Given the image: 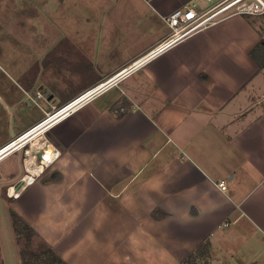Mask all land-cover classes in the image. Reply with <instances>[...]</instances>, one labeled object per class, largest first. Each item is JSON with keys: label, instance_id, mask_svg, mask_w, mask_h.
Listing matches in <instances>:
<instances>
[{"label": "crops", "instance_id": "1", "mask_svg": "<svg viewBox=\"0 0 264 264\" xmlns=\"http://www.w3.org/2000/svg\"><path fill=\"white\" fill-rule=\"evenodd\" d=\"M220 1L95 0L109 19L95 15L97 23L143 20L151 27L146 41L130 31L129 50L119 53L110 43L95 59L80 33L79 51L97 65L91 72L64 69L73 85L68 92L21 72L27 75L21 98L0 96L8 116L18 118L0 148L155 47L171 32L165 18L175 10L195 2L205 11ZM136 4L149 17L117 14ZM249 16L190 35L54 124L44 139L61 156L33 184L19 189L25 158L40 154L35 146L0 161V208L8 223L11 206L67 264H184L204 241L207 264H264V70L249 56L264 40V14ZM103 57H111L109 64ZM38 91L48 108L34 115L26 101ZM223 181L227 192L218 187Z\"/></svg>", "mask_w": 264, "mask_h": 264}, {"label": "rangeland", "instance_id": "2", "mask_svg": "<svg viewBox=\"0 0 264 264\" xmlns=\"http://www.w3.org/2000/svg\"><path fill=\"white\" fill-rule=\"evenodd\" d=\"M94 5L95 0H0V96L21 98L22 89H25L24 79L27 76L24 74V78L20 77L24 70H28V73L35 72L37 76L46 79L50 78L62 92L72 90L73 85L66 79L64 69L71 72H91L97 65L96 60H88L78 49V42L82 43L85 38L83 46L91 51L95 59L104 51L102 47L108 48L110 43L114 50L116 47L120 48L119 53L123 49L129 50L133 40L130 31L142 34V41H146L147 32L149 33L151 28L148 23L142 20L131 24L125 19L114 23L110 20L112 24L97 23L95 15H103L102 20H109L108 13L103 6L96 9ZM122 9L117 11L119 16L130 14L149 17L142 5L136 4L132 8ZM104 30L116 32L117 38L97 37V33ZM80 33L87 34V37L79 41ZM25 42H29V45H22ZM115 42L117 46L113 45ZM138 42L136 37L135 44ZM31 43L35 45L32 46ZM103 58H108L105 64H109L111 57ZM42 101L36 95L26 103L35 115L40 110L38 108H48ZM7 112L0 100V140L1 136L17 123V115L13 120ZM2 208L1 206L0 212L3 211ZM12 209L10 206L11 223H8L3 215L4 211L0 213V264H19L20 249L24 246L23 241L18 242L14 232ZM40 243V240L35 238L33 247L38 249Z\"/></svg>", "mask_w": 264, "mask_h": 264}, {"label": "built area", "instance_id": "3", "mask_svg": "<svg viewBox=\"0 0 264 264\" xmlns=\"http://www.w3.org/2000/svg\"><path fill=\"white\" fill-rule=\"evenodd\" d=\"M207 1L212 2L213 0ZM261 14H264L263 0H222L205 11L198 10L196 3L191 2L190 5L175 10L165 18L166 23L171 28V32L166 38L107 81L87 90L61 108L53 107V111H46L45 117L39 124L0 148V161L19 150L25 149L28 145H30L31 148L33 146L36 147L41 157L38 158L37 155L29 153L25 158L26 173L21 178V186L19 189L22 190L26 188L36 181V178L42 174L45 168L52 165L61 156V151L44 139V134L47 130L58 121L83 108L99 95L117 84L120 78L143 67L190 35L204 30L230 16ZM31 97L32 96L29 95V98ZM37 97L44 98V94L38 91ZM37 139H40L39 145H33V142ZM37 166H40L41 170L33 171L31 167L35 168ZM218 187L222 192H227L226 182L223 181L218 183ZM11 189L12 192L10 196L12 198H17L20 192L17 191L15 187H11ZM11 189H9V191Z\"/></svg>", "mask_w": 264, "mask_h": 264}, {"label": "trees", "instance_id": "4", "mask_svg": "<svg viewBox=\"0 0 264 264\" xmlns=\"http://www.w3.org/2000/svg\"><path fill=\"white\" fill-rule=\"evenodd\" d=\"M249 18V15H246ZM250 58L256 63L259 70H264V40H262L255 48L249 53ZM200 80L207 81L208 76L201 74ZM161 214L166 216L159 210H154V215ZM159 217V216H158ZM11 218L13 221L14 232L18 242L23 241L24 246L20 249V258L22 264H67L54 249L45 244L36 233V231L30 226V224L15 210H11ZM40 240V246L38 249L33 247L34 239ZM210 242H202L195 252L191 253L185 260L184 264H207L210 258Z\"/></svg>", "mask_w": 264, "mask_h": 264}, {"label": "bare ground", "instance_id": "5", "mask_svg": "<svg viewBox=\"0 0 264 264\" xmlns=\"http://www.w3.org/2000/svg\"><path fill=\"white\" fill-rule=\"evenodd\" d=\"M33 171H40L41 170V167L40 166H37L35 168L31 167Z\"/></svg>", "mask_w": 264, "mask_h": 264}, {"label": "water", "instance_id": "6", "mask_svg": "<svg viewBox=\"0 0 264 264\" xmlns=\"http://www.w3.org/2000/svg\"><path fill=\"white\" fill-rule=\"evenodd\" d=\"M37 157L40 158L41 157V154H38Z\"/></svg>", "mask_w": 264, "mask_h": 264}]
</instances>
